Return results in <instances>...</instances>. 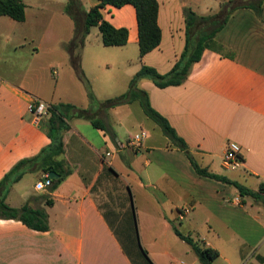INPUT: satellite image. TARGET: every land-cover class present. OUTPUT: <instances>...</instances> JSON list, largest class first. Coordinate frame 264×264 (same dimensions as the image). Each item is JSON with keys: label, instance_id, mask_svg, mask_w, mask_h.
Here are the masks:
<instances>
[{"label": "crops", "instance_id": "crops-1", "mask_svg": "<svg viewBox=\"0 0 264 264\" xmlns=\"http://www.w3.org/2000/svg\"><path fill=\"white\" fill-rule=\"evenodd\" d=\"M21 1L26 5L24 22L0 16V181L19 162L37 157L52 144L51 113L36 123L28 109L34 98L50 106L70 104L89 116L69 114L65 152L58 160L70 173L54 192L36 189L46 175L37 169L10 188L6 203L22 208L30 202L45 209L50 228L35 231L20 221L0 219V264H149L143 250L153 264H202L174 226L201 246L217 250L213 264H264L263 201L197 174L139 101L108 111L100 107L110 100L107 96L127 93L143 66L168 74L186 48L188 11L207 17L218 13L221 4L158 0L162 41L143 57L135 7L106 6L101 9L104 20L128 29V43L107 47L99 27H92L80 59L86 85L65 48L76 27L66 12L69 1ZM80 1L85 14L100 4ZM84 24L85 18L81 27ZM215 41L216 47L204 51L182 85L161 89L144 78L138 87L186 141L200 168L258 192L264 184V9L260 15L249 8L236 10ZM129 47L134 55L114 56V51L127 53ZM69 84L77 98L66 89ZM111 92L114 95H108ZM93 118L109 125L115 138L95 128ZM142 130L148 136L139 148L122 146V140ZM230 142L243 150L244 162L237 170L224 164ZM112 177L124 183L131 207L136 201L146 222L159 224L145 227V248L120 232L128 209L119 214L111 195L108 204L103 201L101 183ZM47 198L52 206L46 205ZM184 208L190 211L181 219Z\"/></svg>", "mask_w": 264, "mask_h": 264}, {"label": "trees", "instance_id": "trees-1", "mask_svg": "<svg viewBox=\"0 0 264 264\" xmlns=\"http://www.w3.org/2000/svg\"><path fill=\"white\" fill-rule=\"evenodd\" d=\"M68 1L69 5L66 12L74 21L76 27L73 40L65 48L71 56L72 67L81 78H83L80 71L81 52L85 39L92 27H99L102 42L107 47L124 46L128 43V29H117L104 20L101 9L106 6L122 8L126 5H132L135 7L141 57L154 51L161 44L162 30L158 24V0H100V4L87 14L84 13L80 0ZM220 8L218 13L207 17H200L193 11H188L186 16V48L173 69L168 74L162 75L153 67L143 66L131 80L127 93L100 103V107L109 109L139 101L145 115L162 130L163 134L171 141L174 147L185 153L197 174L232 185L238 189L242 196H249L256 201L260 200L264 202V198H262L264 196V184H261L258 192H254L226 177L211 174L205 169L200 168L192 156L190 147L186 141L177 134L169 121L152 107L148 93L138 87L139 81L144 78L152 79L155 85L161 89L182 85L188 79L193 65L202 59L204 51L209 46L216 47V36L225 27L231 15L241 8L252 9L260 15L264 9V0H228ZM0 16L9 17L17 22H24L26 20V5L21 0H0ZM83 18H85V24L84 27H81V20ZM90 98L94 99L92 94H90ZM71 112L81 118L89 116L88 111L80 110L70 104L51 105L49 137L52 140V144L37 157L19 162L0 181V219L20 221L29 229L35 231L45 232L49 230V215L45 209L33 207L30 202L26 203L22 208H12L6 203V198L10 188L15 183L19 182L26 173L35 171L36 169L42 170L45 174L56 172L61 176L60 179L53 180V184L49 188L50 192H54L58 185L69 175L70 171L65 167V163L59 161L58 158L65 152L63 133L70 128L69 114ZM90 121L95 128L104 130L111 138H115V134L112 132L110 126L103 120L93 118ZM53 204V200L46 199V205L52 206ZM132 207L135 209L134 204H132ZM174 232L180 239L191 246L202 264H213L219 257L217 250L201 246L190 236L183 235L176 226H174ZM143 254L147 262L153 264L146 250H143Z\"/></svg>", "mask_w": 264, "mask_h": 264}, {"label": "rangeland", "instance_id": "rangeland-1", "mask_svg": "<svg viewBox=\"0 0 264 264\" xmlns=\"http://www.w3.org/2000/svg\"><path fill=\"white\" fill-rule=\"evenodd\" d=\"M199 1H202L203 3H207L209 5H214V4L224 5L226 2H228V0H199ZM115 50H122V49H115ZM108 53H111V52H108ZM108 53H104V54H108ZM135 53H136V50H135ZM120 55L132 56L134 55V53L130 50V47L128 48L127 53L126 51H114V56H120ZM115 70L116 69H114V72ZM80 71L82 73L81 61H80ZM78 78L79 80H81L87 85L86 80L84 78H81L80 75H78ZM79 86L81 85L79 84ZM66 89L70 92V94H74L73 96L77 98L76 89L73 85H70V84L66 85ZM113 93L114 92H111V94H108V95H114ZM107 97H111L109 99L112 100L119 96H107ZM96 102L97 104L99 103L98 101ZM108 110L109 109H104V111H108ZM128 142H129V139L121 141V143L126 147L128 145ZM101 185H102V192H103L102 193L103 201L104 202L108 201L106 202V204L109 203L110 201L109 198L111 195V204L113 205V208L115 207L119 211V214L121 215L125 214L126 210L128 209V213H127L128 221H125L122 224V228H120L121 234L124 236H130L132 240H129V241H132L133 243L136 242V244H138L139 246H143V242L145 243V239H143L145 227L148 228V226H156L158 228L159 224L149 223L148 221L146 222V218H144V216L141 213V210H139L138 205L136 204V201H134L135 209L131 207L130 197L128 195H127L128 198L126 197V193L124 192V183L121 180H116L113 177L104 178ZM128 202L130 203V206L128 205ZM150 210L152 209L149 207V211ZM134 211L135 213L133 214ZM129 247L133 249L131 244L129 245ZM143 247L145 248V246Z\"/></svg>", "mask_w": 264, "mask_h": 264}, {"label": "built area", "instance_id": "built-area-1", "mask_svg": "<svg viewBox=\"0 0 264 264\" xmlns=\"http://www.w3.org/2000/svg\"><path fill=\"white\" fill-rule=\"evenodd\" d=\"M50 105L46 102L34 98L29 104V112L33 115V119L36 123H39L44 117H48L50 115ZM148 136V132L142 130L140 133L135 134L129 139L127 148H139L143 142V140ZM122 146H124L122 144ZM126 147V146H124ZM108 156L111 153H107ZM244 162L243 158V150L242 147L234 142H230L227 146L225 156H224V164L230 170H237L241 167ZM53 180L49 178L48 174H46L43 180H40L36 184L37 190H45L52 186ZM237 204L240 203V200L237 198L235 200ZM190 208H184L180 212V218H184L188 215Z\"/></svg>", "mask_w": 264, "mask_h": 264}, {"label": "water", "instance_id": "water-1", "mask_svg": "<svg viewBox=\"0 0 264 264\" xmlns=\"http://www.w3.org/2000/svg\"><path fill=\"white\" fill-rule=\"evenodd\" d=\"M48 176H49V178L50 179H52V180H58V179H60V175L59 174H57L56 172H50L49 174H48Z\"/></svg>", "mask_w": 264, "mask_h": 264}]
</instances>
